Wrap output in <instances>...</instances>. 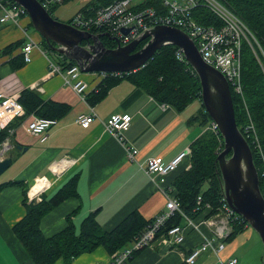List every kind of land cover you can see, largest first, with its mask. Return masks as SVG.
<instances>
[{
	"label": "crops",
	"instance_id": "crops-1",
	"mask_svg": "<svg viewBox=\"0 0 264 264\" xmlns=\"http://www.w3.org/2000/svg\"><path fill=\"white\" fill-rule=\"evenodd\" d=\"M88 1L81 0L84 4ZM30 26L31 21L26 15L18 25L0 23V93L21 95L23 90L32 89L43 101L65 105L67 111L47 130L44 141L27 129L30 114L34 112L16 118L8 125L7 140L11 146L1 158H12L11 169L0 174V184L7 181H19L21 184L8 185L0 190V264H34L12 227L25 214V190L35 184L36 177L45 175L51 181L43 193L49 198L72 175H78L77 195L66 198L41 218L40 229L45 237L61 231L67 225L68 216L78 231L82 220L93 211H96V220L101 228L110 231L133 210L149 219L164 209L165 197L155 181L143 171L142 165L150 157H160L163 162H168L189 149L176 170L166 177L165 184L173 188L179 172L191 165L190 144L205 130L198 121H189L201 110L199 100H193L178 111L124 79L91 105L64 83L63 75H47L49 63L62 65L67 58L56 53L51 56V50L45 47L41 35L29 31ZM28 38L37 44L31 50V59L13 70L11 59L21 54L23 44L8 54L1 51L12 42L24 43ZM81 77L88 83V94L101 81L100 72H82ZM163 104L165 109H162ZM91 109L96 118L88 127L76 122L78 115L88 114ZM125 113L132 118L122 144L104 129L99 119ZM130 147L138 150L134 160H129L126 155V149ZM207 213L203 210L194 219L199 221ZM180 225L184 227L181 245L167 248L157 240L154 245L136 252L126 264H186L183 261L185 253L198 246L205 237H210L211 233L202 224L198 229L187 227L184 221ZM254 236L253 229L244 226L226 240L219 257L234 256L237 264H262L264 245ZM251 241L253 245L249 246ZM109 256L99 246L72 259L70 264H107ZM53 264L65 263L58 259ZM195 264H218V259L212 252H206Z\"/></svg>",
	"mask_w": 264,
	"mask_h": 264
},
{
	"label": "trees",
	"instance_id": "trees-1",
	"mask_svg": "<svg viewBox=\"0 0 264 264\" xmlns=\"http://www.w3.org/2000/svg\"><path fill=\"white\" fill-rule=\"evenodd\" d=\"M39 1L46 6L45 8L51 14L58 5L67 3L70 0H61L60 3H52L49 6L48 0ZM219 1L242 18L249 28L254 30L264 50V0ZM108 2L109 0H89L83 4L78 12L87 13L88 9L92 11L99 6L106 5ZM158 3L155 0H144L136 5V8L157 5ZM158 9L163 10L159 4ZM25 15L27 16V14ZM194 18L204 24L213 23L215 20L214 15L204 7L195 9ZM71 19L68 22H71ZM91 31L94 32V30ZM100 34H104V32H100ZM101 40L106 46H114V42L105 35L101 37ZM43 42L47 48L44 39ZM144 42H141V45ZM21 43L23 44L21 41L12 42L3 48L1 53L8 54L13 49L19 48ZM177 48L175 45L163 46L154 53L143 67L120 75H106L98 82L92 92L86 94V101L91 105L98 102L111 87L124 79L135 87L145 90L155 100L168 103L178 111L183 110L193 100L198 99L201 103V110L189 121H198L201 125L206 126L212 119L202 104L198 76L186 59L181 61L175 57ZM11 63L13 70L20 68L25 63L22 54H18L11 59ZM74 63V61L65 59L62 66L67 67ZM258 63L251 52L250 46L244 42L241 49L243 99L237 96L232 89L231 95L238 129L244 135V126L250 117L258 133L264 154V76ZM259 70L261 73H259ZM19 102L25 108L26 114L34 112L41 117L57 119L67 111L65 105L43 101L39 94L32 89L23 90ZM8 125L0 130V146L9 136ZM246 140L252 152L253 163L260 176L261 161L250 141ZM222 147L223 138L220 132L214 133L205 130L190 144V167L179 172L173 181V188L171 189L179 200L181 210L190 218H194L203 211L196 212L198 195L202 198L201 207H204L206 203L216 207L223 197L220 171L216 162V156ZM77 181L78 175H72L49 198L44 197L42 194V199L39 202L28 201L27 190H25L23 199L25 214L13 225L12 229L34 264H53L58 259H61L65 264H70L72 259L83 253L91 252L99 246H102L111 255L116 250L129 246L133 238L151 221L152 218L144 219L138 210H133L112 230L106 231L98 224L96 211H93L82 220L78 231L74 229L73 222L68 216L67 225L61 231L50 237H45L40 229L41 218L66 198L77 195ZM204 183H207V187L201 191ZM14 184H21V182L7 181L1 183L0 190ZM259 188L264 197V186L261 177H259ZM182 221L183 217L177 213L169 218L164 226L181 224ZM244 226L249 225L241 217L234 221L231 234L227 239L239 232Z\"/></svg>",
	"mask_w": 264,
	"mask_h": 264
},
{
	"label": "built area",
	"instance_id": "built-area-1",
	"mask_svg": "<svg viewBox=\"0 0 264 264\" xmlns=\"http://www.w3.org/2000/svg\"><path fill=\"white\" fill-rule=\"evenodd\" d=\"M141 0L132 3V0H109L106 5L97 7L87 13L77 12L69 22L72 26L81 30L93 33L104 32L112 36L115 40L114 46L127 45L147 29L155 25L174 26L185 31L193 40L201 58L209 65L216 68L225 77L230 90L243 99V86L241 81V49L246 42L250 48L256 52L254 44L256 43L261 52L257 58L264 72V52L259 43L245 24L242 18L236 15L225 4L219 0H155L163 10L156 9L153 5L136 8V5L142 3ZM61 0H48V6L52 3H60ZM46 7L45 5H43ZM204 7L214 15V22L204 24L194 18L196 8ZM0 23L12 22L16 25L25 16V9L12 0H0ZM123 29H128L126 32ZM37 46L36 42L28 38L22 45L21 54L23 61L29 62L31 59V50ZM175 57L179 60H185L183 50L177 48ZM262 58V61H261ZM61 74L64 83L70 86L81 99L89 90L88 83L81 77L82 71L77 63L63 67L49 63L47 75ZM101 80L108 74L120 75L122 73H100ZM20 95H5L0 93V130L5 128L14 118L22 117L26 114L25 108L19 102ZM166 105H162L165 109ZM96 118V114L91 109L88 114H80L76 122L83 127H88L91 120ZM131 115L113 114L106 119H99L104 129L114 136L120 143H124V132L129 128ZM57 123V119L51 117H41L34 113L30 114L27 122L28 131L39 140L46 139L47 130ZM211 128L214 133H219L218 125L211 121ZM244 138L248 139L255 149L258 158L261 161L260 176L264 186V154L260 145L259 136L250 117L244 126ZM247 141V140H246ZM8 147L7 138L0 146V156L3 157ZM138 150L134 147L126 149V155L129 160H134ZM189 149L180 152L168 162H163L160 157H150L142 165L143 171L155 181L158 189L165 197L164 209L152 217L146 227L137 234L129 246L116 250L109 256L107 264H126L136 251L145 247L154 245L157 240L163 242L167 248L181 245L184 241V227L180 224L164 226L165 222L173 215L179 213L187 227L198 229L205 225L210 230V237H205L198 245L185 253L183 261L186 264H195L201 254L212 252L217 256L218 264H237L238 260L234 256L220 258L219 254L224 250L226 240L232 231V224L241 216L233 211L222 197L219 205L212 207L206 203L201 207L202 198L197 196L196 212L206 210L207 216L197 221L190 218L180 208L179 200L173 193L171 187L165 184L167 175L175 171L181 163ZM40 183L39 189L30 193L34 185ZM51 181L47 176L35 178L33 184L27 191L28 201L39 202L42 194L50 187ZM201 207V208H200ZM242 218V217H241ZM243 219V218H242ZM244 220V219H243Z\"/></svg>",
	"mask_w": 264,
	"mask_h": 264
},
{
	"label": "water",
	"instance_id": "water-1",
	"mask_svg": "<svg viewBox=\"0 0 264 264\" xmlns=\"http://www.w3.org/2000/svg\"><path fill=\"white\" fill-rule=\"evenodd\" d=\"M12 1L25 9L33 28L48 48L75 61L82 72L129 73L143 67L163 46L181 48L186 61L198 76L202 104L218 125L223 138V147L216 156L222 196L229 207L259 235L264 245V197L250 146L236 124L230 87L223 74L201 58L195 43L185 31L174 26L155 25L127 45L109 47L101 37L105 35L109 40H115L112 36L81 30L69 22L58 20L39 0ZM127 30L123 29L124 32ZM10 146L8 144L7 148ZM11 161L10 156H0V174Z\"/></svg>",
	"mask_w": 264,
	"mask_h": 264
},
{
	"label": "rangeland",
	"instance_id": "rangeland-1",
	"mask_svg": "<svg viewBox=\"0 0 264 264\" xmlns=\"http://www.w3.org/2000/svg\"><path fill=\"white\" fill-rule=\"evenodd\" d=\"M139 1H141V0H132V3H136V2H139ZM83 2H81V0H70L68 3H64V4H60V5H58V7L56 8V10H54L52 13H51V15L53 16V17H55V18H60V19H62L64 22L65 21H67L75 12L77 13L78 12V10H80V8L83 6ZM156 9H158V4L157 5H153ZM158 12H159V9H158ZM75 13V14H76ZM74 14V15H75ZM59 20V19H58ZM61 20V21H62ZM249 28V27H248ZM250 29V31L253 33V35H254V37L256 38V40H257V42L259 43V45H260V47H261V49L263 50V48H262V46H261V44H260V42H259V40H258V38L256 37V35H255V32H254V30H252L251 28H249ZM29 31H31V32H35L36 34H38V32L37 31H35V29L33 28V26H32V24H31V26L29 27ZM98 34V33H97ZM254 48H255V50H256V52H254L252 49H251V52H252V54H253V56L255 57V60L257 61V62H259L258 61V58H257V55L256 54H258L259 55V57H260V52H261V50H260V48H259V46L255 43L254 44ZM263 52H264V50H263ZM50 53V55L51 56H53V55H56L54 52H52V51H50L49 52ZM261 61H262V59H261ZM259 64V63H258ZM259 66H261V65H259ZM261 69H262V67H261ZM262 72H263V69H262ZM259 73H261L260 72V70H259ZM263 76H264V72H263ZM198 100V99H197ZM211 121H209V123L206 125V126H204V129L205 130H209V131H212V128H211ZM204 130V131H205ZM213 132V131H212ZM11 167V165L3 172V173H8V169H11L10 168ZM2 173V174H3ZM206 187H207V183H204L203 185H202V187H201V191H203V190H205L206 189ZM250 227V226H249ZM251 228V227H250ZM252 229V228H251ZM254 231V230H253ZM254 237H255V239H258V241H260V238H259V236L257 235V233L254 231ZM258 237V238H257ZM260 243L262 244V242L260 241ZM251 245H253V242L251 241V242H249V246H251ZM263 246V245H262ZM0 251H1V249H0Z\"/></svg>",
	"mask_w": 264,
	"mask_h": 264
},
{
	"label": "bare ground",
	"instance_id": "bare-ground-1",
	"mask_svg": "<svg viewBox=\"0 0 264 264\" xmlns=\"http://www.w3.org/2000/svg\"><path fill=\"white\" fill-rule=\"evenodd\" d=\"M39 187H40V183L37 184V185H34V186L31 188L30 193L32 194V193L36 192V191L39 189Z\"/></svg>",
	"mask_w": 264,
	"mask_h": 264
},
{
	"label": "flooded vegetation",
	"instance_id": "flooded-vegetation-1",
	"mask_svg": "<svg viewBox=\"0 0 264 264\" xmlns=\"http://www.w3.org/2000/svg\"><path fill=\"white\" fill-rule=\"evenodd\" d=\"M143 42H144V41H143ZM143 42H142V43H143ZM139 45H141V43H140ZM139 45H138V46H139ZM139 47H140V46H139ZM139 47H138V48H139ZM229 154H230V153H229Z\"/></svg>",
	"mask_w": 264,
	"mask_h": 264
}]
</instances>
